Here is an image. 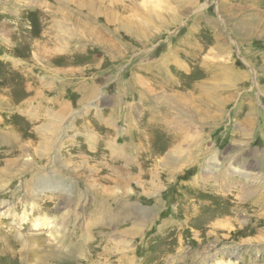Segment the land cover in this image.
Wrapping results in <instances>:
<instances>
[{"label": "rangeland", "instance_id": "rangeland-1", "mask_svg": "<svg viewBox=\"0 0 264 264\" xmlns=\"http://www.w3.org/2000/svg\"><path fill=\"white\" fill-rule=\"evenodd\" d=\"M1 98L0 264H264V0H0Z\"/></svg>", "mask_w": 264, "mask_h": 264}, {"label": "bare ground", "instance_id": "bare-ground-1", "mask_svg": "<svg viewBox=\"0 0 264 264\" xmlns=\"http://www.w3.org/2000/svg\"><path fill=\"white\" fill-rule=\"evenodd\" d=\"M3 70V69H2ZM17 70V71H16ZM15 71L11 68L10 70H9V80H11V76L13 75V74H15L16 76H17V74H19V75H22V76H24L25 78H26V75H24V72H26L25 70L26 69H24V68H18V69H16ZM28 74V73H27ZM2 75V74H1ZM6 75H7V73H6ZM24 77H22V78H24ZM2 78V77H1ZM28 78V77H27ZM7 79V78H6ZM24 81V80H23ZM22 81V82H23ZM34 81V80H33ZM2 82H4V83H6L7 81H2ZM8 82H11V81H8ZM34 83V82H33ZM23 87H25L24 88V90H22V91H20L21 93H23V92H35L36 90H34V87H29L27 84H24V85H22V88ZM141 93V92H140ZM5 94H6V92H5ZM9 95V94H8ZM7 95V96H8ZM21 95V94H20ZM37 95V94H36ZM5 96V95H4ZM3 97V96H2ZM38 97V96H37ZM5 99V98H4ZM0 100H3L2 98L0 99ZM10 102H12L11 100H10ZM9 103V102H8ZM11 104V103H10ZM24 106H21L20 108H21V110L25 113V111H24V108H23ZM33 110V109H32ZM33 111H35V113H32V116H35V115H39L40 113H41V111H40V108H39V106H36V108H35V110H33ZM147 113H151V110L150 109H148L147 110ZM163 128V127H162ZM33 131V130H32ZM34 132V131H33ZM35 134H36V137L38 136V134L36 133V132H34ZM169 133V132H168ZM35 134H33V135H35ZM173 134H174V132H173ZM31 136H32V134H31ZM175 136V135H174ZM20 138V139H19ZM19 138L15 141V143L13 142V140L11 139V138H9L8 139V142H10L9 144L10 145H12L13 147H14V150L16 151L15 153H19V154H22L26 149H25V146H24V144H23V141L25 140V139H23V137H20V135H19ZM167 138V137H166ZM170 138H172L171 136H170ZM179 139V138H181L180 137V135H179V137H175V139ZM183 138V137H182ZM29 139V138H28ZM36 139V138H35ZM161 139V138H160ZM33 140V139H32ZM148 140V139H147ZM35 141V140H34ZM26 142H27V140H26ZM31 142H33V141H31ZM141 142V141H140ZM29 143V142H28ZM143 143V142H142ZM32 144V143H31ZM140 144V143H139ZM149 144V143H148ZM142 145V144H141ZM17 146H18V149H17ZM156 146V145H155ZM142 147V146H141ZM157 147V146H156ZM162 148H163V146H162ZM143 149H145V147L143 148ZM164 149V148H163ZM160 150V149H159ZM146 152V151H145ZM150 158V157H149ZM148 161H144V162H141L140 163V165H139V167L137 168V170H136V173L138 174V175H140L142 178H149V180L148 181H155V179L157 178V175H156V173L154 172H151V171H148L147 169H146V167H145V163H147ZM26 190V189H25ZM24 192V191H23ZM29 195V193L27 194V196ZM6 203V202H5ZM100 208V207H99ZM7 210V209H6ZM51 212V211H50ZM17 215V214H16ZM53 218H54V216H52ZM51 222V221H50ZM48 226V225H47ZM38 227H40V224H38ZM52 227V226H51ZM56 227V226H55ZM50 228V227H49ZM53 228V227H52ZM57 228V227H56ZM36 229V228H35ZM37 231H39L40 229L38 228V229H36ZM20 231V230H19ZM53 233V232H52ZM52 235V234H51ZM24 236V235H23ZM35 237L37 236V234L36 235H34ZM33 236V237H34ZM56 236V235H55ZM15 238V237H14ZM17 238L21 241V244H22V247H23V250H24V254H25V256H28V257H33V258H39V255H40V253L42 252L41 251V249H42V247H41V244L39 243V241H37V239H34L33 238V240L31 241V240H25V238H23L20 234H18L17 235ZM39 240V239H38ZM55 240H56V238H55ZM149 241V240H148ZM147 241V242H148ZM52 246V245H51ZM2 247V246H1ZM21 247V248H22ZM3 248V247H2ZM7 248V247H6ZM44 248V247H43ZM2 252V251H1ZM6 253V252H5ZM15 253V252H14ZM13 253V254H14ZM17 253V252H16ZM46 253H48V252H46ZM9 254V253H8ZM12 254V255H13ZM16 255V254H15ZM21 255V254H20ZM10 256V255H9ZM24 257V256H23ZM52 257V255H47V258H51ZM40 259H42V258H40ZM21 261V260H20ZM29 261V260H28ZM43 261V260H42ZM44 262V261H43ZM35 263H37V262H35ZM180 263V262H179ZM29 264V263H28ZM38 264V263H37Z\"/></svg>", "mask_w": 264, "mask_h": 264}, {"label": "crops", "instance_id": "crops-1", "mask_svg": "<svg viewBox=\"0 0 264 264\" xmlns=\"http://www.w3.org/2000/svg\"><path fill=\"white\" fill-rule=\"evenodd\" d=\"M125 259V258H124Z\"/></svg>", "mask_w": 264, "mask_h": 264}]
</instances>
